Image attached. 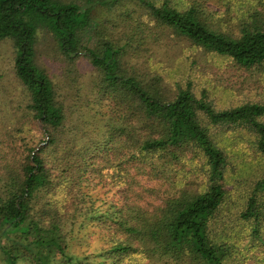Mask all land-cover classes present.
I'll return each mask as SVG.
<instances>
[{
  "label": "trees",
  "instance_id": "1",
  "mask_svg": "<svg viewBox=\"0 0 264 264\" xmlns=\"http://www.w3.org/2000/svg\"><path fill=\"white\" fill-rule=\"evenodd\" d=\"M220 1L0 0L2 264H264V99L197 64L264 73V0Z\"/></svg>",
  "mask_w": 264,
  "mask_h": 264
},
{
  "label": "rangeland",
  "instance_id": "2",
  "mask_svg": "<svg viewBox=\"0 0 264 264\" xmlns=\"http://www.w3.org/2000/svg\"><path fill=\"white\" fill-rule=\"evenodd\" d=\"M246 1V0H243ZM208 8L213 11L220 13L224 5L220 0H208ZM233 16L237 14L233 13ZM202 62H198L200 68H206L204 74H207L208 80L215 84L216 90L213 95L215 106L218 108L232 106L235 103L241 101H252L258 102L264 99V73L259 72L253 74L241 67H235L233 64H226L222 67L216 65L214 58L209 59L204 55H200ZM216 63V64H214ZM196 76L200 74L198 69H195ZM224 87L234 88L237 92L236 96L234 93L225 92ZM212 89L211 87L207 88ZM2 264V262H0Z\"/></svg>",
  "mask_w": 264,
  "mask_h": 264
}]
</instances>
